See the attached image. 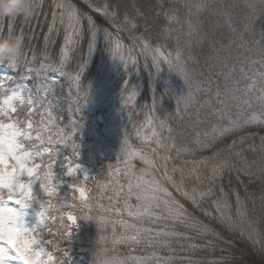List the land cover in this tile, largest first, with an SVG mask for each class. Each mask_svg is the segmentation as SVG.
Instances as JSON below:
<instances>
[{
	"label": "trees",
	"instance_id": "1",
	"mask_svg": "<svg viewBox=\"0 0 264 264\" xmlns=\"http://www.w3.org/2000/svg\"><path fill=\"white\" fill-rule=\"evenodd\" d=\"M190 23L199 37L190 35ZM9 33L22 35L23 46L15 67L0 64V94L20 90L34 103L29 114L18 108L11 116L32 122L26 144L42 151L36 174L51 191L38 181L33 186L34 202L44 203L47 216L46 228L33 235L55 264H88L96 225L124 238L115 246L129 264L143 255L144 264H264V249L223 216L224 207L237 203L255 209L264 193V178L248 181L240 173L244 162L264 160V127L193 158L170 149L189 138L183 127L195 120V84L229 66L264 64V0H39L31 18H0V34ZM124 48L133 61L107 69ZM111 98L110 107L121 108L112 121L116 133L113 123L103 128L107 107L98 110ZM95 115L102 121H91ZM126 147L141 156H127ZM66 162L87 168L85 199L63 182ZM143 179L159 198L150 214L134 199ZM171 201L181 215L163 208Z\"/></svg>",
	"mask_w": 264,
	"mask_h": 264
},
{
	"label": "rangeland",
	"instance_id": "2",
	"mask_svg": "<svg viewBox=\"0 0 264 264\" xmlns=\"http://www.w3.org/2000/svg\"><path fill=\"white\" fill-rule=\"evenodd\" d=\"M132 55L133 54L130 49L124 48V50H121L120 54H118L116 58H110V63L106 64V66L108 65L109 67L106 68L111 69L110 67H113L114 69H120L121 67L127 65L129 61L127 60L128 58L132 60ZM218 74L223 75L220 77L212 76L209 80L203 79L204 81L201 82L200 85L195 84L194 88L196 89V91H199L198 98L192 108L195 120L184 124L183 129L189 133L188 140H176L170 143V149L174 155L193 158L208 153H213L221 147V145L227 138L245 135L252 126L264 127V103H262L260 99V97H264V78H262V74H264V64L256 66L253 69H246L243 66L239 65L229 66L225 70V72H219ZM52 76V78H57L58 75L53 74ZM2 81L3 80H1L0 78V87ZM14 92L21 95L24 100V103H20L15 100L12 101L16 109L21 108L25 110L27 114H29L33 110V101L23 95L20 90ZM218 93L219 97L217 95ZM12 94L13 92L7 95ZM5 98L6 95L0 94V107H3V100ZM181 98L182 99L179 100V103L181 101V104H185V94ZM104 100L109 101L110 99L107 100L103 98V101ZM29 101H31V103H29ZM113 101L114 99L111 98V102L109 104H106L105 102V104L103 103V106L99 103H94L101 105V107L98 108V110L100 111L103 110L104 105L107 107L106 111L104 112H108V114L105 116L106 122L104 123L106 124H103V128L107 129L109 122L113 123L116 133L119 131V129L112 121L113 118L118 115L117 110H121V108L110 107V104ZM78 105V107L82 108L83 111L87 109L86 105L83 102H79ZM92 111H94V109H92ZM111 112L114 113L110 115ZM13 113L15 112L9 113L11 119L0 114V124H8L18 121V126L20 127V129L27 130L31 135V131L33 128L32 122L23 115L12 117L11 115ZM86 113L88 116H90L89 111ZM102 118L103 117L101 115H95V117H93L91 121L100 122L102 121ZM29 124H31V128L28 127ZM108 131L111 133V139H109L111 141L113 140L114 142L116 139V135L113 134L112 130ZM97 137L100 140L101 138L103 140L102 135L98 134ZM19 139L23 142L26 151H32L26 144L27 140H24L23 137H20ZM124 152L129 157L141 156L139 150L129 147H126L124 149ZM36 157L37 156H34L33 159L29 162V166L39 165L34 161L36 160ZM56 159L63 160L64 157H58ZM68 162H66L65 164V173L62 172V177L67 179V181L64 180L63 182H65L66 186L69 189H75L79 198H81L79 189L83 188L85 190V196L81 199H85L88 190V170L84 166ZM254 164L258 165L256 161L248 160L244 162L240 167V173L248 181H255L260 176L257 169L253 167ZM69 168L73 170L71 176L67 175V171ZM25 181H27L26 177ZM34 184L32 185V188ZM149 186V181L145 179L137 181L135 189L136 197L135 192L133 191V196L135 197L134 199H137V196L141 193V190L145 188L149 190L150 195H154L151 192L152 189H150ZM165 195H167V193ZM4 199L7 200L6 190L4 191ZM34 200L27 208H20V206H16L15 204H9V206L11 207H17L25 222L30 227L32 226V224H35L37 222V213L40 210V207H37V204L34 202ZM140 202L141 205H139V210L144 212L145 206L142 201ZM166 204L165 206H163V208L169 214L178 216L181 215L180 210L176 206H174V203L172 201L169 204ZM236 205V209L233 208L232 210H229L228 206L224 207L223 205V207L225 208L223 216L229 223L231 222L230 224L233 226V228L238 229L253 244L261 246L264 249V212L262 208V206L264 205V193L257 200L255 209H248L242 203H237ZM169 209L171 211H169ZM46 221L47 216L45 214V225ZM69 222L73 223L72 220H69ZM44 228H46V226H38L36 229ZM34 231L28 234L30 240L35 239L37 241V244L31 246L32 249L41 253L39 260L44 261V264H55L53 262V257L45 249L43 245L44 242L39 241L38 237L41 236L33 235ZM0 246H4L8 250L9 258H7V264H23V261L19 259L10 258V256L15 255V252L6 244L5 241H0ZM146 259L147 258L143 255L139 259H136L134 262L135 264H144V261ZM159 260L163 261L162 259Z\"/></svg>",
	"mask_w": 264,
	"mask_h": 264
},
{
	"label": "snow or ice",
	"instance_id": "3",
	"mask_svg": "<svg viewBox=\"0 0 264 264\" xmlns=\"http://www.w3.org/2000/svg\"><path fill=\"white\" fill-rule=\"evenodd\" d=\"M60 7H63V5H60ZM189 29H193L190 35L199 37V30L193 24H189ZM202 39H198L197 42L201 43ZM213 44L214 42L210 41L209 47H212ZM18 61L19 58L10 66L15 67ZM169 63L171 65V62ZM157 70H159V65H157ZM183 71L181 69L182 73ZM262 78H264V74H262ZM78 79L79 77H77ZM132 95H135V93H132ZM217 95L219 97V93ZM260 99L264 103V97H260ZM13 100L24 103L23 97L15 92L12 95H6V98L3 100V107H0V114L9 117V119H11L9 113L17 111L15 105L12 103ZM18 124V121L0 124V241H5L14 250L15 255L10 256L11 259H19L23 261V264H44V261L39 260L41 253L34 251L31 247L37 244V241L35 239L30 240L28 237V234L38 226H46L45 212L43 211L44 203L40 204V210L37 213L38 220L31 227L25 222L17 207L9 206V204H15L16 206H20V208L29 207L35 199L32 185L37 181L44 192L51 191L45 183L41 182V176L36 174V169L39 165L29 166V162L33 157L39 156L41 153L35 150L34 145L32 146V151L25 150L24 144L19 138L23 137L24 140H28L31 139V135L27 130H21ZM28 127L31 128V124ZM37 138H39V134ZM41 143H43V140H41ZM44 151H48V149ZM72 172L73 170L69 168L67 175L71 176ZM49 176L50 173H45L43 179L47 181ZM25 177L27 181H25ZM5 190L7 200L4 199ZM79 194L83 198L85 190L80 188ZM137 199L144 204L145 214H150L149 210L152 206H159V198L155 195H150L149 190L146 188L141 190ZM83 207L88 208L90 205L85 203ZM169 211L171 210L169 209ZM129 215H132V213H129ZM68 219L75 223L72 216H69ZM100 219L103 221V217ZM113 237H115V233H113ZM128 239L135 240L136 237L132 236ZM112 242L116 245L125 241L121 237L119 239L112 238ZM7 258H9L8 250L6 247L0 246V264H7Z\"/></svg>",
	"mask_w": 264,
	"mask_h": 264
},
{
	"label": "clouds",
	"instance_id": "4",
	"mask_svg": "<svg viewBox=\"0 0 264 264\" xmlns=\"http://www.w3.org/2000/svg\"><path fill=\"white\" fill-rule=\"evenodd\" d=\"M38 2L39 0H0V18H31L36 12ZM22 46V35L0 34V64L12 65L20 58ZM253 167L264 178V160ZM96 226L97 232L89 249L88 264H129L128 257L117 250L112 238L104 234L102 227Z\"/></svg>",
	"mask_w": 264,
	"mask_h": 264
}]
</instances>
